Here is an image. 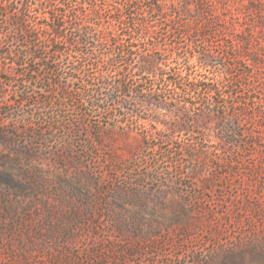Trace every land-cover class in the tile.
<instances>
[{"label":"rangeland","instance_id":"rangeland-1","mask_svg":"<svg viewBox=\"0 0 264 264\" xmlns=\"http://www.w3.org/2000/svg\"><path fill=\"white\" fill-rule=\"evenodd\" d=\"M156 1L0 0V264H264V67L226 58L241 51L229 36L183 33L187 0ZM134 12L150 73L110 35ZM88 21L112 41L51 29L77 40ZM254 48L264 62V34Z\"/></svg>","mask_w":264,"mask_h":264},{"label":"trees","instance_id":"trees-1","mask_svg":"<svg viewBox=\"0 0 264 264\" xmlns=\"http://www.w3.org/2000/svg\"><path fill=\"white\" fill-rule=\"evenodd\" d=\"M47 4L50 6L49 9L52 8V1L54 0H45ZM152 1V0H150ZM236 1H243V0H187V6H185L187 9L191 10V4L195 6L197 10V16L195 20L192 22L193 28L190 29V25L188 24V27H186V30L183 32L185 34H188L189 32H197L196 37L200 39H204L207 41H211L214 43L215 38L224 36H229L232 39V44L235 45V49H241L239 53L237 54H230L229 52H226L224 55L228 59H244L248 60L251 65H258L260 68L264 67L262 66V58H254V53H258V50L255 49V44L260 40L261 35L264 34V15L261 14V10H256L254 12V9L257 7L255 4H253L252 0H249V3H242L243 7L240 6H234ZM174 2V0H173ZM221 4L224 7V10H220ZM162 5L161 0H157L156 2H151V8L153 10H157V6ZM245 7V9H244ZM254 9H251L253 8ZM138 9H141L138 7ZM7 10L3 7H0V12L3 13ZM163 11V10H162ZM123 12V11H122ZM49 14H46L45 17L49 18V21L52 19V13L50 10H48ZM137 12H134L131 17L126 16H120L117 21L119 24H123L121 29L125 31L123 33V37L120 38L121 33L116 31L110 33L111 37L116 41L117 44H122L123 49L120 51L121 55L123 56H131L133 58H138L139 60V70L143 72H152V64L154 63V59L145 54L141 49V43H144L147 39V32L144 31V24L145 21L139 17V15H142L140 12L139 14H136ZM255 13L261 14V21L253 19ZM12 17V16H11ZM62 18V14L59 19ZM173 18H176V15L173 16ZM12 23L14 25L20 27L24 32H29V15L24 14L23 12H18L13 14V18H11ZM48 27H50V22L47 23ZM92 22L88 21V24L84 26V31L81 32L80 36L77 40H72L71 38H67L65 32H63V24H54L51 26L52 31L54 33L55 38H66L63 44H69L77 47V45L81 46L83 43H87V39L85 40V37L88 36V39L92 36L94 38H97V40H106L110 42V39L112 41V38H107L106 35L97 36V34L92 32ZM183 26V25H182ZM185 27V26H184ZM232 27V28H231ZM178 26L175 25L171 26V29L176 30ZM232 29L231 32H229V29ZM134 34H138V36H135ZM53 37V38H54ZM221 38V39H222ZM52 40V39H51ZM217 40V39H216ZM54 43V42H53ZM136 43V44H135ZM233 45V46H234ZM54 47V46H53ZM80 52L84 55L89 56L91 52H84L80 49ZM55 53L59 54H65L67 57H72L75 55L74 50L69 51L68 49L60 46H56ZM179 55V54H178ZM261 56H264V54ZM180 57V56H179ZM184 59H187L185 57ZM72 62V61H70ZM264 63V62H263ZM209 67V63L207 60L201 61V67L198 68V75L203 76L205 73L203 71H207ZM228 69L226 70V76L228 79L233 82L234 80H240L244 77L245 74H237L233 71L234 66L229 62L227 64ZM86 67L78 66L76 64L74 66V71L81 72L85 71ZM128 71V70H127ZM50 73H54L53 70H50ZM247 75V74H246ZM72 77V75H71ZM221 76H217L216 78H213L212 83H207L204 86H206L207 90L215 93L219 89L222 88V86L225 84L224 79L220 78ZM233 78V79H232ZM195 86L196 87H203L201 85V78H195ZM107 80V79H106ZM105 80V81H106ZM110 87H116L117 90L123 91L125 89L126 84L123 82H120L117 86L116 84L107 82ZM234 83V82H233ZM237 86H243V83H240V85L237 84ZM179 88V87H178ZM238 117H242L244 115L243 112L238 111L236 114Z\"/></svg>","mask_w":264,"mask_h":264}]
</instances>
